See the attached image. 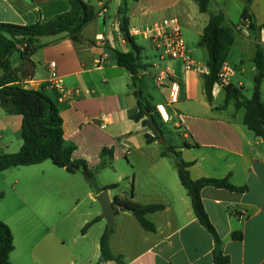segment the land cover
Here are the masks:
<instances>
[{"label":"crops","instance_id":"0c3cea01","mask_svg":"<svg viewBox=\"0 0 264 264\" xmlns=\"http://www.w3.org/2000/svg\"><path fill=\"white\" fill-rule=\"evenodd\" d=\"M84 1L94 8L96 17L84 27L78 41L66 33L42 37L36 42L41 47L29 60L23 62L21 54L16 53L11 61L18 72V86L43 91L54 100L63 119L66 144L75 148L73 161L86 163L99 184L97 190L118 184V188L108 190L111 200L131 195L141 205L164 206L162 211L147 216L156 227L154 232L143 229L131 212L120 210L114 217L110 238L112 253L122 255L127 264H215L217 242L195 216L177 168L168 164L169 155H162L163 146H172L191 164L189 173L193 180L228 178L232 185L247 188L239 193L208 186L201 191V198L221 239V254L229 257L230 264H264V140L244 125L245 110H237L234 101L223 109L226 93L218 85L213 89L214 99L210 104L204 89L206 74L185 71L182 60L161 64L180 84L179 101L170 102L168 83L165 87L157 84L166 96L164 102H154L147 94V78L156 82L157 72L153 68L156 62L145 61L146 47L138 43L142 62L149 65L141 73L144 97L154 107L166 105L170 121L161 122L162 129L171 125L183 138V144L191 147L170 145L165 136L164 142L159 139L148 143L146 134L153 136V133L142 122L132 120L139 110L131 88L132 75L119 66L115 56V51L131 49L120 32L119 8L123 0ZM246 1L210 0L209 7L214 4L218 12L201 13L194 0H129L130 27L177 18L184 38L187 33L185 43L190 57L200 65H207V50L199 43L210 15L223 12L228 25L229 6H238L241 20ZM251 9L258 25H263L264 0H255ZM70 10L67 0H0V23L21 26L46 23ZM240 43L254 49L251 57L254 91L257 72L254 57L257 45L264 49V29L256 37L244 28L236 35L233 47ZM238 68L241 73L247 72L243 62ZM54 78L63 80L66 94L53 88ZM232 85L244 88L242 82L237 86L232 81ZM75 90L79 94H72ZM22 124L21 115H8L0 107V154H14L21 149ZM46 162L10 169L2 172V177L10 175L13 189L21 185L30 192L38 186L43 202V191L48 186L44 173L55 172ZM110 168L118 175L116 183H101L100 176ZM79 173L68 175L78 181L85 179ZM101 192L88 189L87 196L93 205ZM9 227L15 244L14 229ZM236 232L242 233V240L233 239ZM99 257L100 241L94 251V263Z\"/></svg>","mask_w":264,"mask_h":264},{"label":"trees","instance_id":"16d2710c","mask_svg":"<svg viewBox=\"0 0 264 264\" xmlns=\"http://www.w3.org/2000/svg\"><path fill=\"white\" fill-rule=\"evenodd\" d=\"M71 5V10L59 15L46 23H36L27 26L0 23V107L8 115H21L22 140L21 149L14 154H0V173L19 167H28L51 161L58 168L65 169L69 173H76L77 170L71 167L78 164L89 184L97 193L103 190H112L119 187L118 184L106 186L104 189L94 187L95 177L84 161H73L75 148L66 144L64 138L63 119L54 100L43 91L23 89L17 85L19 81L18 72L12 66V57L19 53L23 62L29 60L31 55L41 45H36L38 39L42 37H55L66 33L73 40L78 41L79 36L90 22L96 17V12L92 6L84 0H67ZM201 13L209 11L210 0H194ZM255 0H247L241 14V21L238 25H227L226 16L223 12L211 14L209 22L200 39L199 45L207 50L208 67L210 73L204 75V89L207 100L213 103V89L220 82L222 67L227 63L229 52L233 47L237 34H241L244 28H248L258 37L264 29L263 25H258L256 17L252 12L251 5ZM128 2L123 0L119 8L120 32L122 37L130 46L128 52L115 51V56L119 66L125 68L132 75L131 88L138 100V112L132 117L135 122H142L153 136L146 134L147 142L152 143L164 137L161 120L154 107L143 94V78L141 73L149 68V65L142 62V48L138 41L130 34V19L128 15ZM256 66L255 89L252 97L247 98L243 87L234 85L224 89L226 93L225 109L232 101L235 102L237 110L244 109V125L252 131L255 136L264 140V100L261 85L264 81V49L257 45L254 57ZM153 117L159 126L156 132L149 120ZM184 147H191L184 143ZM163 156L173 155L176 160V168L182 186L187 190L191 199L192 208L200 224L212 235L217 243L221 239L210 221L204 208L201 191L208 186L226 189L232 192H245L246 187H236L226 179H200L193 180L189 173L190 163L182 158L180 152L175 147L167 146L162 153ZM116 203L124 206L126 211L131 212L139 221L140 225L149 232H154L156 227L147 216L164 209L162 205H141L132 200L131 195L125 199L117 198ZM100 218L88 223L82 230L83 234L97 223ZM113 228H108L100 239V257L94 264H107L114 261L117 264H127L122 255H114L110 248V238ZM234 240H242L241 232L233 234ZM15 250L14 236L11 228L0 222V264H13L11 254ZM215 264H230L228 256L220 254L215 258Z\"/></svg>","mask_w":264,"mask_h":264},{"label":"rangeland","instance_id":"374dc122","mask_svg":"<svg viewBox=\"0 0 264 264\" xmlns=\"http://www.w3.org/2000/svg\"><path fill=\"white\" fill-rule=\"evenodd\" d=\"M237 7L229 6L228 25L240 23ZM209 10L218 12L214 4L210 5ZM189 38L192 40L193 37ZM184 39H187V33ZM138 43L146 47L144 55L148 58L145 57V61L157 62V54L151 50L149 43L142 39ZM240 45L232 48L228 63L236 70V77L232 78L233 83L238 86L242 82L245 96L251 98L254 88L251 57L254 49L250 45L243 46L241 43ZM205 54L207 56V51ZM242 62L247 68L246 73H241L238 68ZM261 89L264 99V81ZM147 94L156 103L165 101V93H162L157 83L150 78H147ZM162 130L170 145L183 144V138L171 125H166ZM163 148L166 149L165 146ZM46 164L55 172L44 173L48 186L45 185L46 190L43 191V202L38 193V186L30 192H26L21 185L13 189L14 184L10 175L3 179V173L0 174L2 192L0 222L11 225L16 235V250L11 254V262L13 264H94L96 261L94 251L97 249L100 237L110 228L99 202L95 201L97 203L93 205L87 196L88 189L94 188L82 172L78 176L83 174L85 179L78 181L68 175L66 170L62 171L55 167L51 161H47ZM168 164L175 169L176 160L173 155L168 156ZM100 177L101 183L111 184L116 183L118 175L110 168ZM98 185V182L94 181V187ZM96 217H100V221L92 225L87 230V237L83 238V228Z\"/></svg>","mask_w":264,"mask_h":264},{"label":"built area","instance_id":"2783aa9c","mask_svg":"<svg viewBox=\"0 0 264 264\" xmlns=\"http://www.w3.org/2000/svg\"><path fill=\"white\" fill-rule=\"evenodd\" d=\"M130 34L137 41L142 39L148 42L157 53L158 61L153 65V68L157 72L155 81L160 87H165L168 83L170 84L169 100L172 104L179 101L180 84L172 79L171 73L167 68L162 67L161 64L163 62L182 60L185 71L206 75L210 73L208 65H200L190 57L183 36L182 26L177 18L166 19L146 26L130 27ZM51 68H55L54 63L51 64ZM234 74L235 70L225 63L220 73V82L217 85L222 88L230 86ZM52 86L60 93L66 94L64 82L61 78H54ZM72 94H79V91L75 90ZM156 112L163 123L170 121V115L165 104H158Z\"/></svg>","mask_w":264,"mask_h":264},{"label":"water","instance_id":"95a60500","mask_svg":"<svg viewBox=\"0 0 264 264\" xmlns=\"http://www.w3.org/2000/svg\"><path fill=\"white\" fill-rule=\"evenodd\" d=\"M153 129L158 132L159 126L155 123L154 118L149 117ZM161 142H164V138H160ZM71 167L77 171H81V167L78 164H72ZM96 200L99 202L102 208V213L104 218L107 220L110 228L114 226V217L120 211L124 209V206L118 205L116 200H111L108 194V190L102 191L99 195L96 196ZM221 254V244H216V255Z\"/></svg>","mask_w":264,"mask_h":264}]
</instances>
